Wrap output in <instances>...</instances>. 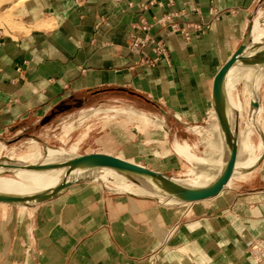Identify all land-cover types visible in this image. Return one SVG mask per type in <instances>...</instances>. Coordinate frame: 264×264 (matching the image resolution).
<instances>
[{"label": "crops", "instance_id": "0c3cea01", "mask_svg": "<svg viewBox=\"0 0 264 264\" xmlns=\"http://www.w3.org/2000/svg\"><path fill=\"white\" fill-rule=\"evenodd\" d=\"M257 12L264 20V0L39 3L24 30L0 36V139L95 108H130L165 127L142 126V141L172 143L177 126L204 123L214 78L249 39ZM137 40L144 45L134 51ZM255 68L259 87L264 64ZM137 137L112 142L132 155ZM258 160L245 180L191 203L71 185L33 208L24 238L0 217V264H264V151Z\"/></svg>", "mask_w": 264, "mask_h": 264}, {"label": "bare ground", "instance_id": "6f19581e", "mask_svg": "<svg viewBox=\"0 0 264 264\" xmlns=\"http://www.w3.org/2000/svg\"><path fill=\"white\" fill-rule=\"evenodd\" d=\"M262 15V12H257L254 19H252L249 39L243 44L244 48L241 56L238 57L235 64L224 76L221 84L220 96L213 100V109L216 113L218 123L223 129V132L219 131L216 136L218 147H220L219 154L216 157H206L204 160H206L208 164L204 163L203 165L206 166H200L196 171H190L192 174L191 178L184 180L173 179L160 173L152 174L146 171L142 172L141 170H145L144 167L134 164L130 162V160L112 157V159L117 162V164H114L105 161L102 154L74 157L75 155L66 154L64 151L62 152L58 149H48L44 159H42V163L37 164L39 147L36 142L30 140L27 142L28 146L24 153H16L12 148L7 150L8 152L6 155L0 156V159L3 158V164L6 166L10 163V165L16 164L19 165L18 167H23L15 169L0 168V174L10 172L15 177L11 179L0 175V198L6 199L8 203L14 205L25 204V206H28L30 202L58 195L76 182L85 180L96 181L100 178L113 176L115 178L114 183L116 184V188L123 193H134L138 191L137 188H133L132 184L125 182V178L127 177L137 182V184L139 183L140 190L141 188H145V185L148 186L150 190L147 188L146 190L152 193L153 196L167 197L168 199L177 200L180 203H189L181 199L182 196L180 193L186 190L205 191L217 185L225 174L232 151H235L236 159L229 179H242L246 174L257 167L260 162L258 157L262 153V147L253 145L249 128L245 127L244 129H240L238 120L233 117L240 113V111H238V100L233 84L242 66L264 64V42H262L264 39V20H261ZM249 105L251 109H256L257 101H251ZM97 110L98 108H95L82 113L79 112L76 116H68L59 122V128L68 134L74 130V127L78 123L88 118L90 114H93ZM116 112L127 115L128 118L133 119V121L138 120L141 122L142 119H145L144 121L147 122L146 119H148L146 114L130 108H118ZM128 118L126 117V119ZM161 127L164 130L165 127H163V125H161ZM204 132L205 131H203V133ZM260 137L262 138V134H260ZM73 145L71 147L72 153L76 151V145ZM3 150H5L4 146L0 144V152ZM172 150L177 156L180 155L190 162L194 161V163L196 162L198 165L202 163L200 158H197L190 152V146L186 142L180 143L175 141L172 144ZM207 155L210 154L208 153ZM219 158L222 159L221 162ZM26 166H28L29 169L24 168ZM201 182L204 183L196 185ZM140 183L142 185H140Z\"/></svg>", "mask_w": 264, "mask_h": 264}, {"label": "rangeland", "instance_id": "374dc122", "mask_svg": "<svg viewBox=\"0 0 264 264\" xmlns=\"http://www.w3.org/2000/svg\"><path fill=\"white\" fill-rule=\"evenodd\" d=\"M50 1H55V0H7V1L0 0V36H7L13 34L16 31L24 30L22 22L27 23L29 21V16H28L29 11H31L32 9L34 11L35 7L38 6L39 3L42 2L47 3ZM255 66L256 65L254 66L246 65L241 67V71L242 72L244 71L243 73L245 75V84L246 86L248 85V87L250 86V89L247 90L248 87H244L246 88V91L242 92V100L238 101V111H240V113L238 115H234L233 117L236 120H238L240 129H244L245 127L249 128L251 142L253 143L254 146L262 147V151H264V107L262 105V101L264 100V92H261V87L262 84L264 83V75L260 77L261 81L259 83V87L258 86L256 87L255 82L251 84L252 83L250 80V78L252 77L251 74L254 71L256 73ZM260 71L263 72L264 70L261 69ZM240 73L236 75V79L233 85L234 90L236 92L237 100L240 99V96L238 95L240 94V90L243 85L242 84L243 81L237 82V80H242L238 78ZM251 101H257L256 109L250 108L249 103ZM116 110H118V108H111L108 110L98 109L93 114H90L88 118L78 123L74 127L72 133L69 132L67 134L66 132L61 130L59 128L60 126L59 122H57L50 125V127H48L47 132L41 134L28 133L20 136L16 140L0 139V144H2L5 149L2 152H0V156L6 155L8 152L7 150L12 148L15 150L16 153H24L28 146L27 142L33 140L38 144L39 147V158L36 161L37 164L42 163L43 161L42 159H44L48 149H58L62 152L64 151V153L66 154L72 156L75 155L74 157L76 156L84 157L90 154H103V155L112 156L113 158L115 156H118L122 159L130 160V162L134 164H138L139 166H142L152 172L160 173L169 178L184 180L192 177L190 171L192 170L196 171L198 167L206 166L203 165L204 163L208 164L207 161L204 160L206 157H210V156L216 157L219 154L220 147H218L219 145L217 143L218 140L216 141V136L219 131L223 132V129L220 127L218 123L216 113L213 108H211L210 111L207 113L204 119V123L196 124V125L186 124L184 128L177 126L178 136H177V140L175 141L180 143L186 142L190 146V152L194 154L197 158H200V160H202L201 161L202 163L199 165L196 162L195 164L194 161L190 162L186 160L180 155L177 156V154H175L174 151L172 150V144L175 141L172 143L171 141L169 142L161 141L158 143V140H154L152 142L146 140L142 141L140 139V136H138V134L140 133L142 126H154L156 129L163 130V128L161 127V125L163 124L158 120L157 117H153L151 115L146 114V116L148 117V119H146L147 122L144 121L145 119H142L141 122L138 120L133 121V119L128 118L127 115L124 114L125 115L124 116L122 114L117 113ZM126 117L128 119H126ZM203 131L205 132L203 133ZM109 133H111V135ZM260 134H262V138H260ZM102 135L104 136L100 138V136ZM133 135L135 137L137 136L138 137L136 138L137 140H135L137 144L135 151H132V155H130V151L129 152L124 151L121 146L120 149L114 146V144L116 143L114 141V138L116 139V141L122 144V141L126 137L133 138ZM112 140L115 143L112 142ZM73 144L76 145V151H74V153L71 152V147ZM123 148L125 147L123 146ZM208 153L210 155H207ZM118 157L115 158L120 159ZM219 160L220 162L222 161L221 158H219ZM162 162L169 165L165 167L166 169L165 171H164V167H162ZM18 166L19 165L16 164L10 165V163L8 166H6L5 164H3V158L0 159V168L1 167L14 168V169L23 168L22 166L20 167ZM24 168L29 169L28 166ZM0 175L2 177H8L11 179L15 178L14 175L10 172H4L1 173ZM247 177H249V175L242 179L241 178L229 179L228 182L225 184V186L228 185L229 182L231 181L232 182L242 181L245 180ZM112 179L114 180L115 178L113 176H107L105 178H100L99 180L96 181L85 180L82 182H76L72 185L74 186L76 185V187H89L90 189L93 190H102L110 194L121 193V194L137 195L139 197L147 198L155 203L159 202L160 205L163 204L162 200L168 199L167 197L163 198V197H156L155 195L153 196L152 193H149L146 190V188L150 190L149 187L146 185L145 188H141L140 190L139 183L137 184V182H134L127 177L125 178V182L132 184L133 188L134 189L137 188L138 191L137 192L135 191L134 193H123L122 191L116 188V184L114 183L115 180L113 181ZM202 183L204 182L197 183L196 185ZM140 185L142 184L140 183ZM57 196L59 195L51 196L42 201L37 200L33 203H28L29 207L22 212L14 204L8 203L4 200H0V217L2 219H5V221L8 223L7 227L8 226L12 227L15 223L20 229L19 232L20 235L24 238L26 236V233L24 232V228L27 225L30 213L34 211L33 208L39 203H48V201H50L52 198ZM17 205H19V207L21 208L25 206V204H17ZM177 207H180L181 209H187V207L189 206L186 205L183 207L180 204ZM1 245L2 243H0V246Z\"/></svg>", "mask_w": 264, "mask_h": 264}, {"label": "water", "instance_id": "95a60500", "mask_svg": "<svg viewBox=\"0 0 264 264\" xmlns=\"http://www.w3.org/2000/svg\"><path fill=\"white\" fill-rule=\"evenodd\" d=\"M243 48H244V45H242L236 51V53H234L232 55V57L227 61V63H225V65L220 69V71L215 76L214 81H213V100L220 96L222 80H223L224 76L228 73V70L235 64L238 57L241 56ZM103 156H104L105 161L117 164V162L112 159V156H108V155H103ZM235 159H236V153H235V151H232L230 154V157H229V161H228L224 176L221 178L219 183H217V185H215L212 189L205 190V191L186 190V191H183L180 193L182 196L181 199L183 201L191 203V202H195V201H199V200H205V199H208V198H211L213 196L218 195L220 193V191L222 190L223 186L228 182V180L231 176L232 169H233V166L235 163ZM144 169L145 170H141V169H138V170H141L142 172L146 171V172H149L152 174L156 173V172H152L146 168H144ZM0 200L6 201V199H1V198H0ZM42 200H44V199H40L39 201H42Z\"/></svg>", "mask_w": 264, "mask_h": 264}, {"label": "built area", "instance_id": "2783aa9c", "mask_svg": "<svg viewBox=\"0 0 264 264\" xmlns=\"http://www.w3.org/2000/svg\"><path fill=\"white\" fill-rule=\"evenodd\" d=\"M142 31H147L148 30V27L146 25H142L140 26V28ZM149 43H154V40L152 37H149V39L147 40ZM143 42L141 40H137L134 45H133V50L136 51L139 49V46H143ZM157 49H159V51L163 52L164 51V47H163V44L161 43H155ZM263 248H264V245H263ZM254 249H257V245L254 246Z\"/></svg>", "mask_w": 264, "mask_h": 264}]
</instances>
